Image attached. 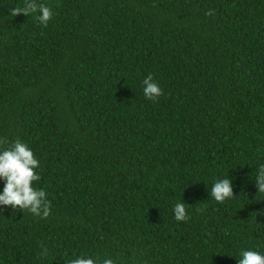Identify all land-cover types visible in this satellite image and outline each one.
Instances as JSON below:
<instances>
[{
    "label": "trees",
    "instance_id": "trees-1",
    "mask_svg": "<svg viewBox=\"0 0 264 264\" xmlns=\"http://www.w3.org/2000/svg\"><path fill=\"white\" fill-rule=\"evenodd\" d=\"M34 2L14 15L26 0H0V151L32 149L51 210L3 206L0 264H238L241 249L264 251V0ZM226 175L235 196L216 202Z\"/></svg>",
    "mask_w": 264,
    "mask_h": 264
},
{
    "label": "clouds",
    "instance_id": "clouds-1",
    "mask_svg": "<svg viewBox=\"0 0 264 264\" xmlns=\"http://www.w3.org/2000/svg\"><path fill=\"white\" fill-rule=\"evenodd\" d=\"M36 10L34 0H26L24 7L13 9V14L28 15L29 12ZM38 12V21L41 25L47 26L53 17L52 9L46 4H40ZM142 87L145 98L149 100H154L163 94V89L154 82L152 75L143 79ZM38 167L39 160L32 149L20 140H17L10 148L0 151V181L4 184L0 191V211L3 210V206H11L14 211L26 209L36 216L47 217L50 214V201L47 199L46 191L33 185L34 181L40 179L36 171ZM254 180L258 193L264 194V164H260L256 169ZM211 195L216 202L220 203L232 199L235 196L233 178L229 175L216 178L212 183ZM173 213L177 221H185L188 218L183 202L174 204ZM238 255V264H264V251L256 248L241 249ZM65 264H99V260L87 253L79 255L73 253V258L66 260ZM102 264H117V261L108 257Z\"/></svg>",
    "mask_w": 264,
    "mask_h": 264
}]
</instances>
